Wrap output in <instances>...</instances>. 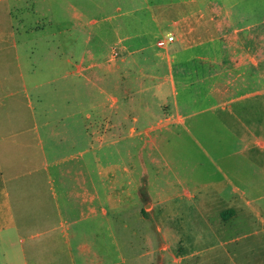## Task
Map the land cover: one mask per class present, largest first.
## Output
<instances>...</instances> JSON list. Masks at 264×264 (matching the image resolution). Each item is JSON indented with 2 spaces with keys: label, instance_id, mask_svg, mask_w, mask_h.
<instances>
[{
  "label": "rangeland",
  "instance_id": "rangeland-1",
  "mask_svg": "<svg viewBox=\"0 0 264 264\" xmlns=\"http://www.w3.org/2000/svg\"><path fill=\"white\" fill-rule=\"evenodd\" d=\"M207 1L214 11L165 12L159 26L151 21L157 11L135 13L147 26L142 39L123 43L126 53L102 46L100 22L87 28L86 46L72 48L98 56L105 70L97 85L117 100L112 114L141 119L132 137L118 133L102 144V154L116 150L117 165L130 168L132 264H264V0ZM65 6L35 0L32 24L44 36L69 30L76 37ZM184 14L201 15L196 36L213 43L183 56L175 41L165 51L155 47L168 33L186 36L187 26H167ZM112 50L118 57L108 62ZM166 51L167 58L153 56ZM161 104L166 116L153 122ZM111 158L102 155V166Z\"/></svg>",
  "mask_w": 264,
  "mask_h": 264
},
{
  "label": "crops",
  "instance_id": "crops-1",
  "mask_svg": "<svg viewBox=\"0 0 264 264\" xmlns=\"http://www.w3.org/2000/svg\"><path fill=\"white\" fill-rule=\"evenodd\" d=\"M34 2L0 0V264H132L126 223L133 196L130 168L117 165L116 150L102 154V144L118 133L132 137L141 119L112 114L117 100L97 85L105 69L95 53L84 50L90 40L86 31L105 23L97 26L99 42L107 48L119 44L126 53L123 43L142 39L147 26L135 13L157 11L151 21L159 26L165 12L199 6L210 12L215 5L207 0H66L64 17L74 37L69 30L44 36L32 24ZM201 17L184 14L167 23L187 26L185 37L174 33L182 56L213 43L196 36ZM79 42L84 46L73 51ZM153 56L168 57L167 51ZM163 105L155 106L153 122L166 116L158 109ZM151 109L145 106V114ZM102 155L112 156L104 166Z\"/></svg>",
  "mask_w": 264,
  "mask_h": 264
},
{
  "label": "built area",
  "instance_id": "built-area-1",
  "mask_svg": "<svg viewBox=\"0 0 264 264\" xmlns=\"http://www.w3.org/2000/svg\"><path fill=\"white\" fill-rule=\"evenodd\" d=\"M174 41H175V36L172 35V34H167L165 39L158 40L155 45H156L157 48H159L161 50H165ZM117 57H118V52L112 50L111 51V56H110V62H113L114 60H116Z\"/></svg>",
  "mask_w": 264,
  "mask_h": 264
},
{
  "label": "trees",
  "instance_id": "trees-1",
  "mask_svg": "<svg viewBox=\"0 0 264 264\" xmlns=\"http://www.w3.org/2000/svg\"><path fill=\"white\" fill-rule=\"evenodd\" d=\"M224 217V216H223Z\"/></svg>",
  "mask_w": 264,
  "mask_h": 264
}]
</instances>
